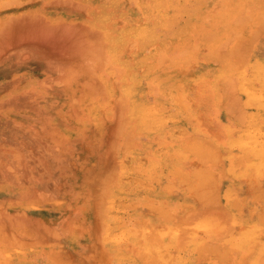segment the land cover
Here are the masks:
<instances>
[{
  "label": "rangeland",
  "instance_id": "obj_1",
  "mask_svg": "<svg viewBox=\"0 0 264 264\" xmlns=\"http://www.w3.org/2000/svg\"><path fill=\"white\" fill-rule=\"evenodd\" d=\"M101 2L0 0V264H264V0L145 2L135 120Z\"/></svg>",
  "mask_w": 264,
  "mask_h": 264
},
{
  "label": "bare ground",
  "instance_id": "obj_2",
  "mask_svg": "<svg viewBox=\"0 0 264 264\" xmlns=\"http://www.w3.org/2000/svg\"><path fill=\"white\" fill-rule=\"evenodd\" d=\"M148 2L150 4L151 7H153L155 9V11H159L163 8V6H168L171 7V5L174 4V7L176 9H179V6H182L186 0H102L101 4H97L99 9H100V19H102V21L106 24V29L107 32L109 31L111 34H115L114 37H110L111 39L116 38L117 42L114 44V48L112 49V55H114V58L117 59V63L119 65H121L122 67L128 68L131 71V79H129V81L124 82L122 84V86L120 87V91L127 97V101H128V107H127V116L131 119V120H135L136 119V104L137 101L134 98V87L133 84L136 80V68H137V58L139 56L138 53V49H134L132 51H127L126 49V45L125 42L128 38H133L134 40L140 42L143 41L144 39H147L148 37H151L152 35H154V31L152 30V28H149L148 24V19L146 17V14L144 12V3ZM125 5L128 6H133V8H126ZM197 11V10H196ZM225 11V10H224ZM160 13H163L162 10ZM159 13V14H160ZM121 14L125 15V14H130L131 16V20L127 19L125 20L126 23H124V25H121L120 19L121 18ZM259 14V13H258ZM264 14V13H262ZM261 14V15H262ZM164 15V13H163ZM260 15V14H259ZM197 16V15H196ZM126 17V16H125ZM124 17V18H125ZM128 17V16H127ZM259 17H264V16H259ZM129 18V17H128ZM169 18V15H166V19L165 21H167ZM129 20V21H128ZM118 21V22H117ZM151 21H153V23L155 24H159L160 25H165V22H159L157 20H154L153 18H151ZM171 20L168 21V23ZM234 21V20H233ZM240 21V20H239ZM91 21H89L90 23ZM262 22V20H261ZM234 23V22H233ZM238 23V21H237ZM261 24V23H259ZM258 25V24H257ZM257 27V26H256ZM102 31V30H101ZM227 39H229L228 37H226ZM110 41V40H109ZM236 52V51H235ZM242 51L239 50V54ZM183 53V52H182ZM229 54V53H228ZM232 54V53H231ZM237 55L238 54V50L237 53H235ZM226 55V53H225ZM228 57V56H227ZM244 72V71H243ZM244 77V76H243ZM125 83H129V85ZM189 84V83H187ZM139 123V122H138ZM257 136V135H256ZM230 139V138H229ZM237 139V138H236ZM228 141V139H227ZM231 141V140H230ZM196 143V142H195ZM194 144V142H193ZM198 144V143H197ZM193 146V145H192ZM199 145H197L198 147ZM201 146V145H200ZM204 146V145H203ZM195 147V144H194ZM204 148V147H203ZM208 148V147H207ZM200 149V147H199ZM198 149V150H199ZM206 149V148H205ZM208 149L206 154L208 153ZM203 152V150H202ZM205 152V150H204ZM182 154V153H181ZM204 154V153H201ZM215 156V154H213ZM203 156V155H202ZM205 158H208L207 156H204ZM211 157V156H210ZM203 158V157H202ZM206 159H204L205 161ZM211 160V158L209 159ZM213 161V160H211ZM123 165V164H122ZM121 165V167L123 168V166ZM124 169V168H123ZM197 169V168H196ZM207 171V170H206ZM197 173V172H196ZM203 173V172H202ZM201 176L203 177L202 180L205 181V177L204 176L206 173H203L204 175ZM199 175V174H198ZM213 175V174H212ZM236 175V174H235ZM207 174V178H208ZM201 177V178H202ZM256 177V176H255ZM206 178V180H207ZM210 179V177H209ZM207 182V181H206ZM209 182V181H208ZM216 196V195H215ZM214 196V197H215ZM215 199V198H214ZM180 201H175V202H166V206H165V210H168L169 212L175 210L177 207H179ZM111 204V203H110ZM109 204V205H110ZM112 206V205H111ZM111 206H108L111 208ZM192 208V207H191ZM203 209V208H202ZM235 209H237L235 207ZM195 210V209H194ZM164 211V210H163ZM161 211V212H163ZM160 212V211H159ZM160 212V213H161ZM165 213V211H164ZM163 213V214H164ZM169 216H171L170 214H168ZM115 216V215H114ZM231 216L233 219L236 218V215L234 212H231ZM184 217V216H183ZM170 218V217H169ZM185 218V217H184ZM183 218V219H184ZM137 220V219H136ZM138 221V220H137ZM186 221V220H185ZM181 222V221H180ZM217 224V221L215 220V218H213L212 216H207V215H201L199 216L197 219H195V221H193V225L196 227H200L202 229H209V230H213V227L215 225V223ZM233 223V222H232ZM185 224V223H184ZM143 225V224H142ZM252 226V224H248V222L244 223V226H240L241 230V234H245V232H247L249 230V228ZM188 227V226H187ZM186 227V228H187ZM195 227V228H196ZM151 228V229H148ZM182 228V223H177L175 221H172L168 218H165V220H163L162 222H156L155 218L153 216H150L148 218H146V222L145 225L140 227L138 224H136L135 226H132L131 229L135 231V233H144L145 231H149L151 234H158L159 236H169L170 238H172L175 234H177ZM198 229V228H197ZM105 232L108 233L110 241L112 243H114L118 237L121 236V233L119 235H117L116 233L113 232L112 228L109 227V223L107 221H105ZM131 230V231H132ZM195 230V229H194ZM193 230V231H194ZM199 230V229H198ZM190 231V230H189ZM182 232V231H181ZM126 233V232H125ZM147 233V232H146ZM192 233V232H191ZM190 233V234H191ZM196 234V232H194ZM128 234V233H127ZM148 236V235H147ZM156 236V235H155ZM154 237V236H152ZM122 238V237H121ZM136 236L134 235V240H135ZM151 238V237H150ZM157 238V237H156ZM238 238V237H237ZM233 239V238H232ZM133 240V244L136 245L137 241L135 242ZM149 240V239H148ZM154 240V239H153ZM200 240V239H199ZM119 241V240H118ZM158 241V240H157ZM145 243V242H144ZM146 244V243H145ZM180 245V244H179ZM182 245H180L179 247H181ZM227 246V245H226ZM183 248V247H182ZM166 249V248H165ZM197 256V255H196ZM254 261V260H253ZM251 261V262H253ZM256 261V260H255ZM264 263V262H262ZM251 264V263H249Z\"/></svg>",
  "mask_w": 264,
  "mask_h": 264
}]
</instances>
